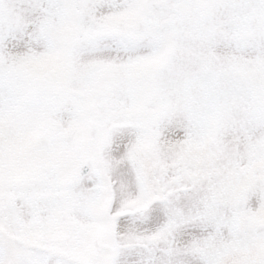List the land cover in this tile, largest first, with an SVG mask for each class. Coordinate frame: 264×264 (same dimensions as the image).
<instances>
[{"label": "snow or ice", "instance_id": "6c2138e0", "mask_svg": "<svg viewBox=\"0 0 264 264\" xmlns=\"http://www.w3.org/2000/svg\"><path fill=\"white\" fill-rule=\"evenodd\" d=\"M0 264H264V0H0Z\"/></svg>", "mask_w": 264, "mask_h": 264}]
</instances>
